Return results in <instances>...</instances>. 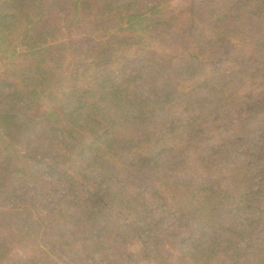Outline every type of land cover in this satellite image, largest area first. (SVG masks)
Instances as JSON below:
<instances>
[{"label": "trees", "instance_id": "16d2710c", "mask_svg": "<svg viewBox=\"0 0 264 264\" xmlns=\"http://www.w3.org/2000/svg\"><path fill=\"white\" fill-rule=\"evenodd\" d=\"M141 1L0 0V264H264V0Z\"/></svg>", "mask_w": 264, "mask_h": 264}, {"label": "rangeland", "instance_id": "374dc122", "mask_svg": "<svg viewBox=\"0 0 264 264\" xmlns=\"http://www.w3.org/2000/svg\"><path fill=\"white\" fill-rule=\"evenodd\" d=\"M201 1L202 0H167L166 4L169 5L170 9L177 10L180 7L187 6L190 3H194L195 6H198L200 5ZM144 2L145 0H142L141 4H145ZM244 94L245 95H243V97L237 103L238 105H241L242 102L253 103L258 100H261L264 97V87L262 85L250 86L249 88H247ZM238 105L236 106L238 107ZM165 114H169L170 116H175V117L178 116L185 117L188 115V112L182 111L181 109H179V107H168ZM205 114H206L205 120L202 119L203 121L201 124L202 131L203 134H205L208 137L207 141L213 144L212 150H208L210 151L211 159L213 160V163L210 162L211 166L209 167V170L211 172H214V174H216L215 173L216 165H218L219 168L221 167L223 168V166H225L224 169H226V166H230L232 162H234V164L235 162L239 163V160L247 157V153L244 152L242 147V141H243L242 138L243 139H245V137L253 138L254 132L248 135L244 127L238 126L240 124V120H239L240 112L234 106L231 107L228 110V112L221 111L218 112V114L216 115L215 111H210ZM263 114H264V109H263ZM252 124L254 125L259 124V121L257 120L248 123L249 126H251ZM178 172L179 174H181V176H183L184 171L179 170ZM201 172L202 171H198L197 173L198 175L195 179L197 182L203 180V178H201L199 174H204L202 175L203 177L206 176L207 172L206 173H201ZM255 182H257V179L255 180ZM58 186L61 187L60 182L58 183ZM143 194L145 197H148V194L145 193V191ZM153 198L156 201L160 200L158 197H153ZM258 225L252 231L254 238H257V236H261L262 234L264 235L263 229H261ZM15 250H18V248ZM21 251H23V249H21ZM56 253L54 252V254ZM58 253L61 254L62 256L65 255L60 252ZM69 261L70 259L66 257L62 259V262H60V264H71V262ZM101 264H104V262H102ZM141 264H146V263L142 262ZM173 264H177V262L174 261Z\"/></svg>", "mask_w": 264, "mask_h": 264}]
</instances>
